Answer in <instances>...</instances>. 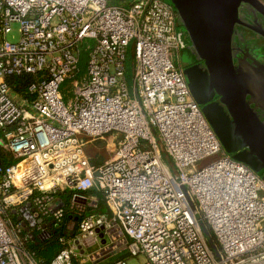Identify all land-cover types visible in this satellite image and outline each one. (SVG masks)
<instances>
[{
  "label": "built area",
  "instance_id": "1",
  "mask_svg": "<svg viewBox=\"0 0 264 264\" xmlns=\"http://www.w3.org/2000/svg\"><path fill=\"white\" fill-rule=\"evenodd\" d=\"M110 1L0 0V156L15 161L0 157V264L82 263V247L114 231L142 264H264V180L222 149L193 99L176 11L169 0ZM82 54L86 73L65 102ZM23 76L33 80L19 100L8 79ZM111 133L120 138L109 140L110 158L92 164L80 136ZM92 189L107 213L84 215L73 202L81 219L72 242L49 263L26 249L32 228L49 237L28 204L58 224L65 210L54 195ZM12 209L25 222L17 231L5 219Z\"/></svg>",
  "mask_w": 264,
  "mask_h": 264
},
{
  "label": "water",
  "instance_id": "2",
  "mask_svg": "<svg viewBox=\"0 0 264 264\" xmlns=\"http://www.w3.org/2000/svg\"><path fill=\"white\" fill-rule=\"evenodd\" d=\"M169 1L192 51L205 68L201 71L195 66L185 71L193 99L198 105L205 106L214 95L219 98L220 104L202 107L206 120L224 151L259 173L264 169V125L240 91L232 61L231 41L238 22L239 6L248 4L260 12L264 8L258 0ZM260 94L264 98V92ZM262 178L264 180V176ZM27 206L43 229L56 226L54 222L44 224L31 204ZM209 245L213 247L210 240Z\"/></svg>",
  "mask_w": 264,
  "mask_h": 264
},
{
  "label": "flooded vegetation",
  "instance_id": "3",
  "mask_svg": "<svg viewBox=\"0 0 264 264\" xmlns=\"http://www.w3.org/2000/svg\"><path fill=\"white\" fill-rule=\"evenodd\" d=\"M258 2L264 8V0H258ZM185 41L186 48L179 54V66L186 78L185 71L195 66L201 71L205 68L192 51L187 35H185ZM231 52L240 91L251 110L264 125V98L260 94L264 92V10L260 12L244 3L239 6L238 22L234 26L232 35ZM214 104H220L219 98L215 95L205 106ZM198 106L201 110L205 107ZM260 174L264 176V169L258 173ZM34 230H38V227L31 229V231Z\"/></svg>",
  "mask_w": 264,
  "mask_h": 264
},
{
  "label": "rangeland",
  "instance_id": "4",
  "mask_svg": "<svg viewBox=\"0 0 264 264\" xmlns=\"http://www.w3.org/2000/svg\"><path fill=\"white\" fill-rule=\"evenodd\" d=\"M122 1L120 0H111L110 4H120ZM13 32L8 36V39L10 41H17L18 34H17V25H13ZM129 57H128V69H131V66L133 64V51L130 47L129 49ZM86 62H87V55L82 54L81 56V63H80V73L74 78L69 81H67L63 87L62 92L64 94V101L66 102L72 93V84L75 82V80H80L83 75L86 73ZM130 74V70H128ZM13 90V89H12ZM14 91V90H13ZM14 95L17 93L14 91ZM20 99H24L25 97L17 94ZM120 138L119 134L117 133H111L109 135H106L103 140L100 139H92L85 135L80 136V140L84 143V152L87 155V157L90 159L92 164H95V162H104L108 160L111 156L109 152V148L107 147V144L109 140L111 142L116 143L117 140ZM158 141V138H157ZM159 142V141H158ZM159 148L161 149V145L159 144ZM223 149V148H222ZM224 150V149H223ZM218 156H213L206 158L202 161H200L196 166L197 168H201L205 165L210 164L215 159H217ZM162 159L164 163L171 168L170 166V159L162 152ZM258 174V173H257ZM262 177V174H260ZM5 219H10L12 224L14 225L15 231H17V227L19 224H17L18 219H13L10 216V212H8V217ZM20 224H24V218L20 216L19 214V220ZM74 221H71L67 223L66 229L68 231V234L65 237L61 238V242L66 245L70 244L71 239H73L77 235V229H78V223ZM27 226V225H26ZM26 226L21 227V231L24 230ZM48 227H46L47 229ZM39 232L40 230H34L31 232V236L33 239L31 241H35L36 238H39ZM130 243L129 239H126L125 236L122 233L119 232H110L106 233L104 236L99 239L96 242H89L86 243L83 248L84 250V257L83 262L80 263L79 261L75 262V264H112L116 259H124L127 264H142L144 261V257L142 255L131 256L127 250V245Z\"/></svg>",
  "mask_w": 264,
  "mask_h": 264
},
{
  "label": "trees",
  "instance_id": "5",
  "mask_svg": "<svg viewBox=\"0 0 264 264\" xmlns=\"http://www.w3.org/2000/svg\"><path fill=\"white\" fill-rule=\"evenodd\" d=\"M184 37H185V31L180 25ZM130 49V48H129ZM128 49V55H127V66L128 65V57H129V50ZM127 67V76L129 77V72L130 68L128 69ZM33 78L31 76H23L20 78H9L8 83L11 86V88L19 95L23 97H27V87L28 85L32 82ZM1 155V151H0ZM1 159L3 160L4 165H9L14 163L15 161L11 158L8 157L4 158L0 156ZM10 216L13 219H16L14 215L10 213ZM74 221V217L71 216V213H65L64 218L62 221L58 224L52 225L50 228H47V231L49 233V237L45 240H40L37 239L35 241H31L30 238H28L25 242V247L26 249L32 253L37 259L42 260L45 263H49L64 247L65 244L61 242V238L65 237L68 234V231L66 229L67 223ZM76 223H79V220L74 221ZM75 223V224H76ZM78 225V224H77ZM25 235V233L23 232ZM117 260H124V259H116ZM114 261V262H115Z\"/></svg>",
  "mask_w": 264,
  "mask_h": 264
},
{
  "label": "crops",
  "instance_id": "6",
  "mask_svg": "<svg viewBox=\"0 0 264 264\" xmlns=\"http://www.w3.org/2000/svg\"><path fill=\"white\" fill-rule=\"evenodd\" d=\"M99 162L100 161L98 162L94 161V163H99ZM75 196H76L75 201H73V197ZM73 202L84 208V211H85L84 215H96V214L107 213V210H106V207L103 201V194L97 191V189H92L79 196L73 191L59 192L54 195V207L64 208L65 213H71V216L74 217V221L76 220L80 221L81 216L80 215L78 216L77 214H75V212H73V210L71 209V204ZM10 213L14 215L16 219H19L20 213L18 210L12 209ZM43 223L48 224V223H51V221L43 220ZM26 229L27 228L25 227L24 232H27Z\"/></svg>",
  "mask_w": 264,
  "mask_h": 264
}]
</instances>
